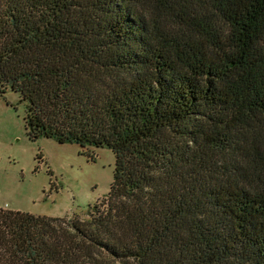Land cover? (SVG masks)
Instances as JSON below:
<instances>
[{
    "label": "trees",
    "instance_id": "trees-1",
    "mask_svg": "<svg viewBox=\"0 0 264 264\" xmlns=\"http://www.w3.org/2000/svg\"><path fill=\"white\" fill-rule=\"evenodd\" d=\"M7 90L115 164L86 219L0 209V264H264V0H0Z\"/></svg>",
    "mask_w": 264,
    "mask_h": 264
},
{
    "label": "rangeland",
    "instance_id": "rangeland-1",
    "mask_svg": "<svg viewBox=\"0 0 264 264\" xmlns=\"http://www.w3.org/2000/svg\"><path fill=\"white\" fill-rule=\"evenodd\" d=\"M25 111L19 94H0V209L86 219L89 206L108 195L113 153L106 147L87 148L90 158L76 144L45 137L31 141Z\"/></svg>",
    "mask_w": 264,
    "mask_h": 264
}]
</instances>
